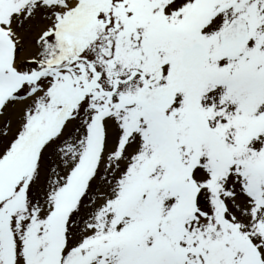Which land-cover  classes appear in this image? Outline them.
Here are the masks:
<instances>
[{"label": "snow or ice", "instance_id": "1", "mask_svg": "<svg viewBox=\"0 0 264 264\" xmlns=\"http://www.w3.org/2000/svg\"><path fill=\"white\" fill-rule=\"evenodd\" d=\"M0 264H264V0H0Z\"/></svg>", "mask_w": 264, "mask_h": 264}]
</instances>
